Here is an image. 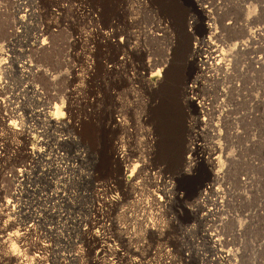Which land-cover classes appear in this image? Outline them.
<instances>
[{"label": "rangeland", "instance_id": "obj_1", "mask_svg": "<svg viewBox=\"0 0 264 264\" xmlns=\"http://www.w3.org/2000/svg\"><path fill=\"white\" fill-rule=\"evenodd\" d=\"M0 53V264H264V0H0Z\"/></svg>", "mask_w": 264, "mask_h": 264}, {"label": "bare ground", "instance_id": "obj_2", "mask_svg": "<svg viewBox=\"0 0 264 264\" xmlns=\"http://www.w3.org/2000/svg\"><path fill=\"white\" fill-rule=\"evenodd\" d=\"M109 36H110V35H109ZM109 36H106L105 38H106L107 41L111 42V38H112V37H109ZM111 36H112V34H111ZM114 36H115V34H114ZM108 37H109V38H108ZM106 40H105V41H106ZM113 42H114V41H113ZM107 43H108V42H107ZM0 55H2V54L0 53ZM215 61H217V60H215ZM148 66H149V65H148ZM152 68H153V67H152ZM163 68H165V67L163 66ZM167 68H168V67H167ZM162 70H163V69H162ZM162 70H161V72H162ZM190 99H191V101H192V103H193L194 105H196V106L199 107V108L202 107L203 104L200 103V102H198V100H197L196 98H194V97L191 96ZM202 108H203V107H202ZM60 115H62V114H61V109H60V107L55 106V108H54V113H53L52 115H50V116H47V117H48V121L51 122V123H53V124H59V123H58V120L61 118ZM114 118H115V117H114ZM113 121H114V120H113ZM13 128H14V127H13ZM115 151H118V150H115ZM122 153H123V152H121V151L119 150V152H117L116 155H115V156H116L115 159L117 160L118 164H120V165H122V164L124 165V158H123L124 155H122ZM125 166L127 167V165H125ZM125 166H124V169L122 170V171H123V175H124V174H128V171H129V170H128V167H129V166H128L127 168H126ZM122 167H123V166H122ZM122 167H121V168H122ZM135 169H136V166L133 168V171H134ZM136 170H137V169H136ZM18 172H19V171H18ZM19 173H22V172H19ZM136 174H137V173H136ZM133 175H135V174L132 173L131 175H129V177H133ZM22 176H23V175H18V178L20 179ZM136 177H137V176H136ZM16 178H17V177H16ZM14 181H15V180H14ZM11 195H12V194H11ZM14 195H15V194H14ZM17 196H18V195H17ZM165 197H166V195H165ZM12 198H13V197H12ZM62 198H63V195H62ZM206 198H207V197H206ZM15 199H16V198H15ZM111 201H112V200H111ZM4 203H5V202H4ZM8 203H9V202H8ZM8 203H7V204H8ZM8 205H9V204H8ZM8 205H7V206H8ZM5 207H6V206H5ZM7 208H8V207H7ZM5 209H6V208H5ZM8 209H9V208H8ZM61 215H63V214H61ZM61 217H62V216H61ZM64 219H65V218H64ZM116 225H117V224H116ZM8 226H9V225H8ZM117 226L120 227L121 225L119 226V224H118ZM117 226H116V227H117ZM4 227H5V226H4ZM100 227H101V226H100ZM6 229H7V228H6ZM101 229H103V228H101ZM101 229H100V230H101ZM122 231H123V230H122ZM119 232H121L120 229H119ZM6 236H7V235H6ZM94 236H96V235H94ZM122 238H124L123 235H122ZM4 239H5V237H4ZM4 239H3V240H4ZM11 240H12V239H11ZM122 241L124 242V239H122ZM126 241H127V240H126ZM10 242H11V241H10ZM20 242H21V241H20ZM2 245H3V244H2ZM7 245H8V244H7ZM4 248H5V247H4ZM9 254L11 255V257H13L12 259L15 261V259H14L15 256L12 255L11 253H9ZM12 259H11V260H12ZM19 259H20V258H19ZM20 261H21V260H20ZM21 263H22V262H21Z\"/></svg>", "mask_w": 264, "mask_h": 264}, {"label": "clouds", "instance_id": "obj_3", "mask_svg": "<svg viewBox=\"0 0 264 264\" xmlns=\"http://www.w3.org/2000/svg\"><path fill=\"white\" fill-rule=\"evenodd\" d=\"M16 235H17L16 233H12L11 236L9 237V240H11L12 237L16 236ZM8 251H9V253H11L14 256H19L20 255L18 250L16 249V246L14 244L9 243Z\"/></svg>", "mask_w": 264, "mask_h": 264}]
</instances>
